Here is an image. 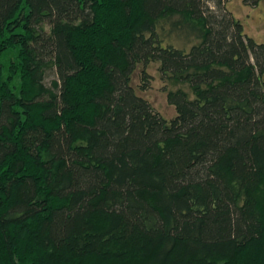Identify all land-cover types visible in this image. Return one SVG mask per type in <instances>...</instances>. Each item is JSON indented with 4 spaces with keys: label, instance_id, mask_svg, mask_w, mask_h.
Returning a JSON list of instances; mask_svg holds the SVG:
<instances>
[{
    "label": "trees",
    "instance_id": "obj_1",
    "mask_svg": "<svg viewBox=\"0 0 264 264\" xmlns=\"http://www.w3.org/2000/svg\"><path fill=\"white\" fill-rule=\"evenodd\" d=\"M229 1L0 0V264H264V43Z\"/></svg>",
    "mask_w": 264,
    "mask_h": 264
},
{
    "label": "rangeland",
    "instance_id": "obj_2",
    "mask_svg": "<svg viewBox=\"0 0 264 264\" xmlns=\"http://www.w3.org/2000/svg\"><path fill=\"white\" fill-rule=\"evenodd\" d=\"M227 8L232 15L243 24L245 33L249 37L253 38L257 43H264V1L261 2L259 6L253 8L245 5L244 0H230L227 3ZM170 42L177 47L189 48L188 43L178 38L171 39ZM143 68V65L137 67L132 77V86L135 88L138 96L146 99L163 118L167 121H171L176 117V110L168 103L167 91L174 87L168 85L161 79L159 64L151 63L147 67V72L151 76L150 82L148 83V90L141 91L140 85L143 84L141 83V71ZM55 77V74L50 72L47 83L50 85Z\"/></svg>",
    "mask_w": 264,
    "mask_h": 264
}]
</instances>
